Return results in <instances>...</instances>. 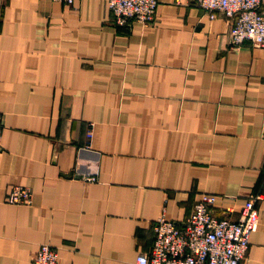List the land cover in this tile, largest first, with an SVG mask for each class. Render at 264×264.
I'll use <instances>...</instances> for the list:
<instances>
[{
  "label": "crops",
  "instance_id": "obj_1",
  "mask_svg": "<svg viewBox=\"0 0 264 264\" xmlns=\"http://www.w3.org/2000/svg\"><path fill=\"white\" fill-rule=\"evenodd\" d=\"M107 1L0 0V264L42 243L64 264H138L156 218L183 223L204 193L233 220L259 196L240 264H264V47L233 48L193 0L122 26ZM79 152L97 181L72 175ZM15 186L30 204L6 201Z\"/></svg>",
  "mask_w": 264,
  "mask_h": 264
},
{
  "label": "built area",
  "instance_id": "obj_2",
  "mask_svg": "<svg viewBox=\"0 0 264 264\" xmlns=\"http://www.w3.org/2000/svg\"><path fill=\"white\" fill-rule=\"evenodd\" d=\"M71 5L74 0H58ZM210 18L217 13L230 22L232 46L240 48L249 40L255 46L264 47V0H193ZM115 25L122 26L129 20L142 24L151 23L157 12V0H108ZM2 128L0 126V139ZM93 137L89 126L83 149H91ZM73 176L84 181L98 180L97 161L85 159L79 152L73 168ZM258 195H250L244 201L239 217L235 220L217 217L212 207L215 197L202 194L195 202L185 221L178 224L160 214L153 223L154 241L148 252L137 256L138 264H240L245 258L249 240L259 225L256 207ZM6 201L27 205L32 192L25 186H15ZM30 264H64L56 247L42 243L33 254Z\"/></svg>",
  "mask_w": 264,
  "mask_h": 264
}]
</instances>
